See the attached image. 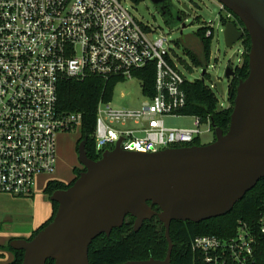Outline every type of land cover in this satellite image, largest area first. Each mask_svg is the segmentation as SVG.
I'll return each instance as SVG.
<instances>
[{"label":"built area","instance_id":"obj_1","mask_svg":"<svg viewBox=\"0 0 264 264\" xmlns=\"http://www.w3.org/2000/svg\"><path fill=\"white\" fill-rule=\"evenodd\" d=\"M221 10L233 22L222 5ZM205 26L213 39L214 25ZM154 34L125 0H0V195L32 197L36 176L55 173L58 134L82 130L81 113L59 109L63 81L95 77L121 83L155 65L154 96L143 93L140 108L116 109L112 99L100 100L94 133L98 152L119 142L125 151L157 153L202 146V136L209 133L216 140L210 117L186 113L188 80L172 60L170 41ZM182 117L194 118V128L165 125V118ZM260 238L264 211L258 228L239 221L235 237L199 236L192 251L203 264H255Z\"/></svg>","mask_w":264,"mask_h":264},{"label":"water","instance_id":"obj_2","mask_svg":"<svg viewBox=\"0 0 264 264\" xmlns=\"http://www.w3.org/2000/svg\"><path fill=\"white\" fill-rule=\"evenodd\" d=\"M151 1L157 6L166 0ZM217 1L244 25H224L226 46L241 43L246 33L251 38L250 73L239 83L229 131L216 128V140L209 145L157 153L125 151L119 142L99 161L88 158L86 141L81 142L79 161L85 171L69 189L51 196L59 204L54 220L31 240L10 243L24 252L22 264H90L94 240L123 227L129 216L135 218V232L158 217L169 248L164 260L122 264H172L173 221L199 223L224 216L264 179V0ZM235 70L227 68L229 80Z\"/></svg>","mask_w":264,"mask_h":264},{"label":"trees","instance_id":"obj_3","mask_svg":"<svg viewBox=\"0 0 264 264\" xmlns=\"http://www.w3.org/2000/svg\"><path fill=\"white\" fill-rule=\"evenodd\" d=\"M227 11L230 12L229 10ZM230 13L234 16L233 23L238 27H243L241 20L232 12ZM165 17L168 22L177 23L181 15L176 13L172 6L169 12L167 10V15L165 13ZM220 21L224 25L229 23V20L223 14ZM207 30L208 28L203 26L197 32V38L202 46L200 56H197L191 49H185V53L196 65H203L210 58L212 38L206 36ZM241 43L244 47L243 64L236 68L235 76L230 80L228 109H220L215 93L205 84V80L188 81L185 85L188 97L186 113L210 117L216 128H221L225 133L230 128L239 83L241 80L247 79L250 73L249 53L251 50V38L248 33L245 34ZM206 66L208 67V65ZM155 75L156 68L154 64H150L135 73V78L142 85L143 93L150 97L154 96ZM118 83L119 81L117 80L105 82L100 78L93 77L84 82L63 81L59 85V109L66 114L81 113L83 115L82 137L78 146L81 142L86 141L85 148L90 160L99 161L103 154L97 151L94 139L98 104L102 99L110 101L113 98L115 86ZM108 149L113 150V147ZM74 172L77 176L71 183L50 181L44 190V194L50 199L56 191L69 189L80 177L77 169ZM51 204L53 206L52 217L46 224L36 230L28 240L35 237L54 220L59 204L52 201ZM154 208L160 211L157 206ZM263 211L264 179L240 200L231 212L224 216L199 223L173 221L170 229V236L174 245L172 264H203L200 258H197V255L192 251V243L197 237L233 238L238 232L239 221L247 223L250 227L258 228L259 219ZM134 224L135 218L129 216L123 227L114 229L110 236L104 234L94 240L89 249L90 264H122L128 261H146L150 259L164 260L169 248L165 225L158 217H154L152 220L145 221L142 228L135 232ZM6 248L15 255V259L11 264L23 263V251L12 249L10 244ZM47 264H55V261L48 260ZM255 264H264V239L262 238L259 239L255 252Z\"/></svg>","mask_w":264,"mask_h":264},{"label":"rangeland","instance_id":"obj_4","mask_svg":"<svg viewBox=\"0 0 264 264\" xmlns=\"http://www.w3.org/2000/svg\"><path fill=\"white\" fill-rule=\"evenodd\" d=\"M170 2L175 12L181 15L182 22H168L151 0H125V6L144 26L155 33L154 38L167 37L170 41L172 60L189 82L205 80L207 86H214L212 89L219 105L227 107L230 80L226 77V70L230 66L235 68L242 66L244 47L242 43L235 44L232 48L226 46L224 28L220 21L222 14L225 15L221 10L222 4L217 0H170ZM210 23L216 30L211 42L210 58L207 63L196 65L185 53V49H191L197 56L201 55L202 46L197 38V32ZM204 70H207L209 75H203ZM143 102L144 95L140 82L132 79L116 85L111 103L116 109H138ZM194 122L192 117L165 118V125L173 129H192ZM81 132L78 128L72 132L58 134V164L55 173L36 176L35 193L32 197L0 195V242L7 235L27 236L32 231V222L39 218L40 212L43 211L44 216L48 213L42 192L50 181L57 179L70 181L74 171L80 167L82 173L84 172L85 168L80 164L78 153ZM214 141L213 134L202 136V146ZM154 210L158 211L155 208ZM3 249L5 251L1 248L0 251L9 253L7 248Z\"/></svg>","mask_w":264,"mask_h":264},{"label":"crops","instance_id":"obj_5","mask_svg":"<svg viewBox=\"0 0 264 264\" xmlns=\"http://www.w3.org/2000/svg\"><path fill=\"white\" fill-rule=\"evenodd\" d=\"M73 179V177L70 179V181ZM54 181H60V182H64V183H69L70 181H62V180H54ZM47 186V185H46ZM46 188V187H45ZM42 192V199L44 197V199H46V203H44V205L46 206V209L48 210V213L45 214V216L43 215V211L40 212V214L38 215L39 218L35 219V221H33V227H32V231L28 233L27 236H21V235H7L5 238H3V241L0 242V248L5 251L6 246L8 244H10L12 241V239L16 240V239H27L30 238L31 235L38 230L41 226H43L44 224H46L50 218L53 215V206L51 204V200L44 194V190ZM44 194V195H43ZM50 201V202H48ZM7 250V249H6ZM15 259V255L14 253H12L11 251H9V253H4L0 251V264H11Z\"/></svg>","mask_w":264,"mask_h":264},{"label":"flooded vegetation","instance_id":"obj_6","mask_svg":"<svg viewBox=\"0 0 264 264\" xmlns=\"http://www.w3.org/2000/svg\"><path fill=\"white\" fill-rule=\"evenodd\" d=\"M164 1H165V0H164ZM171 7H172V3L170 2V0H166L165 2H162V3H160L159 5L156 6L158 12H160V14L163 15V17H165V13H166V15H167V10H168V12H169L170 9H171ZM165 18H166V17H165ZM166 19H167V18H166ZM80 169H81V167L77 169L78 172H79V174L82 173V171H81ZM76 176H77V174L74 172V173H73V179H72L69 183H71V182L76 178ZM69 183H68V184H69ZM32 235H33V234H32ZM32 235H31V236H32ZM27 239H29V238H27Z\"/></svg>","mask_w":264,"mask_h":264}]
</instances>
